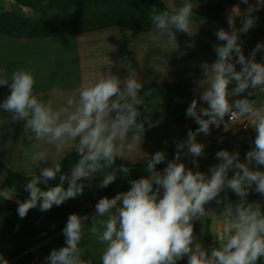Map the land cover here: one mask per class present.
Listing matches in <instances>:
<instances>
[{
    "label": "clouds",
    "instance_id": "1",
    "mask_svg": "<svg viewBox=\"0 0 264 264\" xmlns=\"http://www.w3.org/2000/svg\"><path fill=\"white\" fill-rule=\"evenodd\" d=\"M240 3L247 7L243 12L239 5L230 9L226 17L229 30L220 28L215 32L217 39L224 42L214 49L217 59L200 65L203 80L196 84L204 88L199 100L207 107H198L197 99H193L186 110V116L193 118L199 127L195 131L189 129L187 139L177 143L175 158L162 172L156 166L165 161L166 154L157 151L147 159V177L131 180L128 191L112 198L102 197L95 205L89 231L107 245L101 264H177L184 257L187 264H259L264 258V211L260 203L247 201L253 185L255 192L264 196V171L250 167L264 165V103L258 105L257 100L248 98L264 92V63L255 59L264 44L257 43L246 57L240 42V34L255 26L254 12L264 7V0H255L254 4L240 0ZM192 15L191 0H184L182 5H169L162 11L154 6L150 20L167 37L168 43L176 44L177 31L190 34ZM237 17L241 18L239 28ZM236 65L241 66L239 71ZM10 79V83L7 79L0 83L10 87V95L0 108L11 113L13 123L25 121L27 140L53 145L57 153L74 149L80 157L70 174H61L60 183L47 190H41L39 185L57 178L60 163L41 168L38 176L29 179L25 185L29 197L17 201L21 219L37 206L46 212L54 205L75 199L84 191L81 181L94 178L96 173H103L99 187H108L117 179V170L112 168L115 159L131 160L129 156L139 150L145 129L143 122H138L141 115L138 106L143 103L139 92L143 84L136 77L129 75L121 80L111 72L104 74L95 82L83 84L78 89V99L69 96L58 109H54L51 100L37 98L36 81L30 71L16 70ZM233 81L235 87L230 91ZM250 89L258 91L254 93ZM52 92L58 95L59 89ZM246 92L244 98L230 99ZM226 116L232 124L247 121V126L255 131L254 147L246 153V163L240 162L238 152L220 150L216 153L220 163L209 169L208 176L177 162L182 154L190 155L198 167L195 158L204 155L205 146L197 142V136L209 135L212 126L223 125L228 131ZM32 159L47 161L49 156L46 151H40ZM230 170H235L231 177ZM119 171L128 174L130 169L122 164ZM226 190L240 199L235 205H226L223 238L219 247L209 251L196 242L193 221L209 214L205 205L213 200L220 204L218 197ZM106 215V219H101ZM83 230L81 216L69 215L63 229L65 246L53 249L45 258L47 264H92L90 259L82 258ZM0 264L7 261L0 257Z\"/></svg>",
    "mask_w": 264,
    "mask_h": 264
},
{
    "label": "crops",
    "instance_id": "2",
    "mask_svg": "<svg viewBox=\"0 0 264 264\" xmlns=\"http://www.w3.org/2000/svg\"><path fill=\"white\" fill-rule=\"evenodd\" d=\"M161 1L166 7L169 5L178 7L184 3V0ZM216 1L191 0L193 12L212 6ZM250 3L254 4L255 0H251ZM239 6L242 12L247 7ZM24 9L22 16H33L31 9ZM230 9L220 17L206 21H195L192 15L190 34L177 31V45L168 43L167 37L157 29L150 32H132L114 27L90 33L37 39H15L0 35V83L5 79L10 83L11 74L16 70L30 71L36 81L34 93L37 94V98L43 101L51 100L54 109H58L66 103L69 96L78 99V89L83 84L95 82L104 74L111 72L121 80L132 75L143 84L139 92L143 103L138 108L145 110L149 124L155 126L150 128V137L143 139L139 150L129 156L131 160L117 158L128 163H147L151 155L163 151L166 159L161 165L167 166V163L175 158L177 143L184 141L174 126V118L186 113L193 99H197L198 107H207L205 102L199 100V94L204 88L197 87L196 82L203 80L200 65L204 62L211 64L217 59L214 49L224 42L217 39L215 32L220 28L229 30L226 17ZM9 10L11 12L12 9ZM14 10L20 11L16 7ZM254 16L257 18L255 26L246 34H240V42L246 57L257 43L264 44V8H259L254 12ZM236 27H241L240 17L236 18ZM255 59L259 63H264V49L257 52ZM236 68L239 71L241 66L236 65ZM234 87L233 81L229 85V90ZM54 88L59 89L58 95L53 94ZM249 91L255 93L258 90ZM9 95L10 87L0 85V104ZM245 96L247 92L230 99ZM248 98L257 100L259 105L264 103V92H257V95ZM24 124L25 121L13 123L11 113L0 108V163L15 173L21 176L39 175L41 168L59 163L68 154L76 152L74 149H67L57 153L53 145L43 141H28ZM214 128V136L202 142L205 146L204 155L195 158L198 160V167L190 155L182 154L177 162L184 163L187 169L200 171L208 176L211 175L209 169L220 163L216 158V153L220 150L238 152L240 162L246 163V153L254 147V129L246 132L241 123L231 124L228 131L222 126ZM40 151L48 153L47 161L37 162L32 159ZM250 167L253 170L264 171V165L253 164ZM234 171H229V177L234 175ZM254 188L253 185L251 190L260 195ZM99 199L101 198H94L74 212L80 215L84 222L83 239L80 243L84 253L82 258L90 259L92 264H101L103 252L107 247L89 231L92 217L96 213L95 205ZM228 204L231 203L223 201L220 207L211 204L213 207L210 210L211 214L193 221L196 242L209 251L213 247H219L223 238L221 230L223 213ZM68 217L60 222L42 221L37 225L36 237L31 242L30 254L33 257L31 264H47L45 258L51 251L65 246L63 229ZM106 218L107 215L101 219ZM206 220H209L212 241L203 240ZM7 264L18 263L13 260ZM177 264H187V257ZM259 264H264V258H261Z\"/></svg>",
    "mask_w": 264,
    "mask_h": 264
},
{
    "label": "trees",
    "instance_id": "3",
    "mask_svg": "<svg viewBox=\"0 0 264 264\" xmlns=\"http://www.w3.org/2000/svg\"><path fill=\"white\" fill-rule=\"evenodd\" d=\"M23 8L31 9L32 17L22 16L10 11L0 10V35L15 39H37L76 35L81 33L96 32L103 29L119 27L132 32H150L156 30L150 20L152 8L166 10L167 7L161 0H10ZM251 1V0H250ZM234 5H244L240 0H217L212 6L193 12L195 21H206L222 16L227 9ZM264 8V7H261ZM141 115L138 122L144 124L143 139L150 137L148 117L144 109L138 108ZM174 126L183 140L187 139L189 129L195 131L199 125L186 113L174 118ZM215 134L214 126L210 134H199L197 142L211 139ZM77 152L65 156L59 163L61 172L55 180H50L47 185L41 183V190L60 183L61 174H70L71 168L79 160ZM130 169L128 174L119 171L121 165ZM147 163H128L116 158L112 166L117 170V179L106 188H100L103 173H96L89 180H82L84 191L75 199H68L60 206H53L49 211L42 212L39 207L29 210L26 217L21 219L17 213V201H24L29 197L25 185L32 176H21L7 166L0 163V178H2L8 191L19 195L14 200L3 194L0 188V253L7 262L15 260L18 264L25 259L33 260L30 254L32 240L36 237L37 225L42 221L60 222L76 210L96 197H114L117 193L130 189L131 180L147 177ZM166 165L158 164L156 170L162 172ZM106 171H111L107 169ZM38 176V175H37ZM66 183V182H65ZM64 183V184H65ZM222 202L227 201L235 205L239 201L231 190H226L218 197ZM249 203L258 202L264 211V196L254 193L249 189L247 196ZM215 200L210 202L216 207ZM203 240L212 241L213 235L209 228V220L203 230Z\"/></svg>",
    "mask_w": 264,
    "mask_h": 264
},
{
    "label": "rangeland",
    "instance_id": "4",
    "mask_svg": "<svg viewBox=\"0 0 264 264\" xmlns=\"http://www.w3.org/2000/svg\"><path fill=\"white\" fill-rule=\"evenodd\" d=\"M10 6L11 7H13V8H10ZM18 8L20 11L19 12H14L15 10H14V8ZM9 9H12L11 10V12H13V13H20L19 15H23V13H24V11H25V9L23 8V7H20L19 5H17V4H15V3H13L12 1H10V0H0V10H9ZM10 11V10H9ZM67 182L64 184V187L65 188H67ZM206 208H207V211L209 212V214H211V208H213L212 206H211V203H209V204H207L206 205Z\"/></svg>",
    "mask_w": 264,
    "mask_h": 264
},
{
    "label": "water",
    "instance_id": "5",
    "mask_svg": "<svg viewBox=\"0 0 264 264\" xmlns=\"http://www.w3.org/2000/svg\"><path fill=\"white\" fill-rule=\"evenodd\" d=\"M240 7V6H239ZM241 9V7H240ZM0 188L4 195H6L8 198L14 200L16 198H19V195L11 193L8 191V188L2 178H0ZM20 264H31V261L29 259H25L20 262Z\"/></svg>",
    "mask_w": 264,
    "mask_h": 264
},
{
    "label": "built area",
    "instance_id": "6",
    "mask_svg": "<svg viewBox=\"0 0 264 264\" xmlns=\"http://www.w3.org/2000/svg\"><path fill=\"white\" fill-rule=\"evenodd\" d=\"M225 123H228L229 124V127L231 126L232 123H231V121L229 119V116H226L225 117ZM240 123L243 125V127H244V129H245L246 132H248L249 130H251L252 127L247 126V121L240 122ZM221 126L224 129L223 125H221Z\"/></svg>",
    "mask_w": 264,
    "mask_h": 264
}]
</instances>
